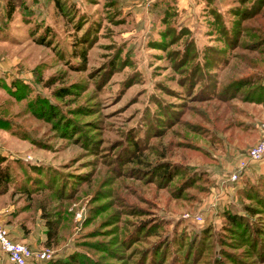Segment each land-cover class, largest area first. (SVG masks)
Instances as JSON below:
<instances>
[{
    "label": "rangeland",
    "instance_id": "rangeland-1",
    "mask_svg": "<svg viewBox=\"0 0 264 264\" xmlns=\"http://www.w3.org/2000/svg\"><path fill=\"white\" fill-rule=\"evenodd\" d=\"M7 1L13 5L11 12L7 11ZM252 1L0 0V109L7 110L15 130L0 127V150L9 159L22 162L18 166L12 161L19 179L25 173L34 174L23 163L40 165L41 176L58 175L66 191L76 185L75 174L92 178L89 183L83 181L75 193L70 204L73 215L71 219L63 218L57 242L47 244L39 211L22 214L25 227L35 234L36 246L32 249L48 248L50 257L75 247L81 249L76 239L104 215L83 224L93 190L107 169L102 163L103 154L92 153L87 147L97 140L99 151L113 157L116 151L129 146V135L146 144L168 146L166 159L209 170V191L199 193L196 199H169L167 189L155 190L153 184L147 186L145 194L157 202L151 206L150 215L168 221L160 235L184 231L187 242L209 225L214 233L209 238L213 249L221 247L216 241V232L223 224L221 212L229 208L245 213L244 203L253 201L245 191L239 194L238 189L244 180L248 182L245 187L249 183L258 185L262 175L250 177L249 172L245 173L247 164L238 181L225 180L249 144L236 141L237 135L228 142L222 139L210 143L206 117L214 118L220 108L216 99L206 100V96L214 78L221 80L240 68L232 56L235 50L226 44L220 21L229 24L235 18L233 12ZM79 52L82 54L78 56ZM11 80L19 96L9 91ZM61 86L67 89L63 96H57L55 90ZM28 100H32L33 107L44 101L55 105L64 117L76 120L82 132L75 136L68 126L65 134L55 130L50 122L26 108ZM176 118L179 122L173 123ZM195 125L199 133L194 132ZM160 128L165 129L161 138L155 135ZM174 131L186 133L203 150L207 147L209 155L177 146L179 136ZM23 132L40 142L22 138ZM170 139L172 144H168ZM126 181L134 182L130 178ZM6 194L4 202L16 197ZM77 211L82 213L79 218ZM197 214L202 221L194 218ZM160 235L148 239L158 240ZM168 250L172 251V245ZM0 264H13L1 249Z\"/></svg>",
    "mask_w": 264,
    "mask_h": 264
},
{
    "label": "trees",
    "instance_id": "trees-1",
    "mask_svg": "<svg viewBox=\"0 0 264 264\" xmlns=\"http://www.w3.org/2000/svg\"><path fill=\"white\" fill-rule=\"evenodd\" d=\"M245 1L241 0L242 3ZM8 5L7 11H13L12 3L8 1ZM233 13L235 18L231 19L229 24L222 21L220 24L226 44L235 50L232 56L236 63L239 62L240 68L226 74L221 80L214 78L211 81V92L206 96V100L216 99L220 109L214 118L206 117V136L210 143L224 137L232 140L235 135L237 137L241 135L237 127L243 121L237 116L236 99L249 101L264 98V84L261 83L264 75V0H253L247 7H241ZM216 15L220 20V15ZM231 37L233 40H230ZM244 37L247 38L242 41ZM81 54L77 53L78 56ZM214 74L215 72L212 75ZM16 89L15 81L11 80L9 91L15 94ZM66 89L62 86L57 87L55 94L63 96ZM15 95L19 96L18 93ZM26 108L35 116L50 122L59 132L65 134L69 128H72L70 132L74 130L75 136L82 132L76 120L64 117L63 112L49 102L44 101L33 107L32 100H28ZM6 111L0 109V127L14 132L13 121ZM179 120L176 118L173 123ZM193 130L199 133L196 125ZM164 134L163 128L155 133L159 138ZM174 134L179 136L175 143L177 146L209 155L207 147L203 150L186 133L174 131ZM20 136L40 142L25 132L20 133ZM127 141L129 146L116 151L113 157H110L107 151H99L97 140L93 141L95 144L87 147L92 153L103 154L102 163L107 165V169L93 190L88 207L89 213L85 216L83 224L95 222L101 214L104 215L97 220V225L76 239L75 243L81 249L75 247L61 255H54L33 264H39L41 261L46 264H165L168 256L170 259L167 264H197L201 259L202 264H264L263 175L260 176L258 185L249 183V187H245L248 182L244 180L238 189L239 194L245 191L246 197L253 201L244 203L245 213L229 208L223 209L221 212L223 224L220 231L216 232V241L221 247L213 249L209 238L214 233L209 225L194 233L187 242L185 240L188 236L184 231L174 233L172 236L167 233L160 235L161 229L168 221L150 215L151 206L157 202L145 194L147 186L153 184L155 190L167 189L169 199H196L200 197L199 193L209 191L212 184L209 170L206 167H194L183 161L166 159L168 152L166 145L159 146V143L153 142L146 144L133 135H129ZM172 142L170 139L168 144ZM18 160L9 159L0 151V196L9 192L11 198L16 195L12 199L14 202L23 200L16 206V211H39L44 220L47 244L57 242L63 218L71 219L73 215L70 204L75 193L83 181L89 183L92 178H86L85 174H75L76 185L66 191L58 175L41 176V166L34 163H23L28 169L33 170L34 174L25 173L24 178H17L12 161L22 166V162L18 163ZM128 164L131 165L125 168ZM176 177L179 179L175 180ZM125 178L138 183L126 181ZM116 180L120 182L117 183ZM259 186H262V190ZM130 197L145 205L138 204ZM131 216L136 218L132 219ZM152 235L160 236L158 240L149 241L148 238ZM90 237L96 239L90 240ZM143 242L145 245L140 244ZM171 245L172 251L169 252ZM86 248L99 254L90 253Z\"/></svg>",
    "mask_w": 264,
    "mask_h": 264
},
{
    "label": "crops",
    "instance_id": "crops-1",
    "mask_svg": "<svg viewBox=\"0 0 264 264\" xmlns=\"http://www.w3.org/2000/svg\"><path fill=\"white\" fill-rule=\"evenodd\" d=\"M261 83L264 84V75L261 79ZM235 102L238 108L237 116L243 121L242 124L237 127V130L239 129L238 132H240L241 135L235 140L242 143H248L250 146L264 135V98L261 100L249 101L236 99ZM223 141L228 142L225 137L223 138ZM247 167L245 173L249 172L250 177H252L253 174L264 175V159L249 161ZM6 197V193L0 196V219L3 221L2 223L5 226H8L9 234L14 239L22 240L29 244L30 247L36 246V241L33 239L35 234L28 231L23 223L22 214L24 212L15 210L17 205L14 201L4 202ZM45 236L46 234H44V237ZM38 237L42 236L39 234Z\"/></svg>",
    "mask_w": 264,
    "mask_h": 264
},
{
    "label": "built area",
    "instance_id": "built-area-1",
    "mask_svg": "<svg viewBox=\"0 0 264 264\" xmlns=\"http://www.w3.org/2000/svg\"><path fill=\"white\" fill-rule=\"evenodd\" d=\"M264 159V135H262L255 143L250 145L242 157L235 164L233 170L229 171L225 180L238 181L244 168L249 161ZM76 217H81V211L75 213ZM198 221H202V216L197 214L194 216ZM0 249L6 255L7 259L13 264H33V262L49 258L51 251L48 248L41 250L32 249L26 242L14 239L8 231V228L0 220Z\"/></svg>",
    "mask_w": 264,
    "mask_h": 264
}]
</instances>
